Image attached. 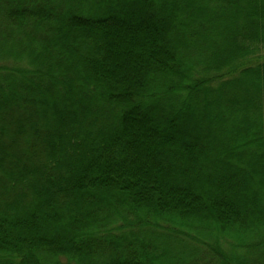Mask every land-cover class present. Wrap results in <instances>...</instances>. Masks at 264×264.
I'll list each match as a JSON object with an SVG mask.
<instances>
[{
    "label": "trees",
    "instance_id": "trees-1",
    "mask_svg": "<svg viewBox=\"0 0 264 264\" xmlns=\"http://www.w3.org/2000/svg\"><path fill=\"white\" fill-rule=\"evenodd\" d=\"M0 264H264V0H0Z\"/></svg>",
    "mask_w": 264,
    "mask_h": 264
}]
</instances>
